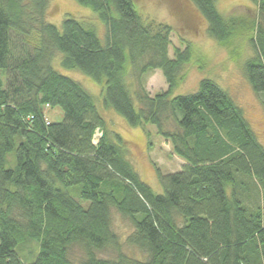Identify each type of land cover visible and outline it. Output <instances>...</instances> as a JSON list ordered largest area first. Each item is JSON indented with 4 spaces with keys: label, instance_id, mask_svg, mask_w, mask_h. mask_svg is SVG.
<instances>
[{
    "label": "trees",
    "instance_id": "trees-1",
    "mask_svg": "<svg viewBox=\"0 0 264 264\" xmlns=\"http://www.w3.org/2000/svg\"><path fill=\"white\" fill-rule=\"evenodd\" d=\"M76 1L105 24L104 45L70 15L59 26L46 22L48 0H0V264H264V209L242 198L252 180L264 199V145L242 109L208 78L172 96L191 49L174 47L169 57L171 27L143 23L132 0ZM189 1L220 44L247 37L253 55L244 75L264 94V0H249L256 18L222 15L216 0ZM57 53L62 67L102 84L105 108L131 127L155 126L184 161L176 172L156 169L162 193L140 178L121 138H111L94 97L53 69ZM151 70L167 85L154 95L140 79ZM130 71L137 76L128 82ZM53 107L61 121L48 120ZM112 210L130 223L124 242L142 259L123 252ZM106 250L114 256L97 257Z\"/></svg>",
    "mask_w": 264,
    "mask_h": 264
},
{
    "label": "rangeland",
    "instance_id": "rangeland-1",
    "mask_svg": "<svg viewBox=\"0 0 264 264\" xmlns=\"http://www.w3.org/2000/svg\"><path fill=\"white\" fill-rule=\"evenodd\" d=\"M143 23L156 27L169 25L171 27L169 57H173V48L184 49L190 47V60L184 65L183 81L174 89L172 96L187 94L197 88L198 81L202 78L213 80L225 90L232 100L242 109L244 117L254 130L258 140L264 145V94H256L244 75V64L253 55L247 37L235 38L229 45L211 38L207 33V23L198 10L189 0H132ZM216 8L220 14L236 15L246 18H256L257 8L249 0H216ZM65 15H70L76 20L88 23L94 29L102 45L105 42V24L89 7L79 4L76 0H48L46 22L59 26ZM62 54L57 53L52 60V67L60 74L78 82L95 99L98 112L106 121V128L111 135L117 134L126 149L127 158L132 163L140 178L152 190L160 194L162 188L159 183L156 169L161 173L179 171L184 161L171 151V146L156 133L153 125L144 128L131 127L125 119L118 115L112 108H105L102 97V84L76 69H65L61 66ZM127 69L130 65L127 64ZM137 74L129 72L127 81L135 80ZM141 82L150 95L166 90L167 85L160 70H151L143 74ZM48 120L58 122L62 119L59 107L46 110ZM102 132V131H101ZM102 136V134H101ZM14 152L6 155V166H15ZM249 192L242 195L245 205L254 207L255 201L264 209V199L260 200L258 191L252 180ZM251 190V191H250ZM69 193L87 207L88 202L79 199L78 188L71 187ZM111 228L120 236L123 252L137 259L142 255L135 248L126 245L125 238L131 233L132 228L128 220L123 219L115 210L111 213ZM99 258H110L114 254L111 250L96 253ZM83 256L80 248L72 250V258L79 259Z\"/></svg>",
    "mask_w": 264,
    "mask_h": 264
},
{
    "label": "built area",
    "instance_id": "built-area-1",
    "mask_svg": "<svg viewBox=\"0 0 264 264\" xmlns=\"http://www.w3.org/2000/svg\"><path fill=\"white\" fill-rule=\"evenodd\" d=\"M26 119H30V117L26 118ZM101 130L99 128H97L94 133H93V136H92V143L93 144H96L98 142V139L101 137Z\"/></svg>",
    "mask_w": 264,
    "mask_h": 264
},
{
    "label": "crops",
    "instance_id": "crops-1",
    "mask_svg": "<svg viewBox=\"0 0 264 264\" xmlns=\"http://www.w3.org/2000/svg\"><path fill=\"white\" fill-rule=\"evenodd\" d=\"M183 165V164H182Z\"/></svg>",
    "mask_w": 264,
    "mask_h": 264
}]
</instances>
